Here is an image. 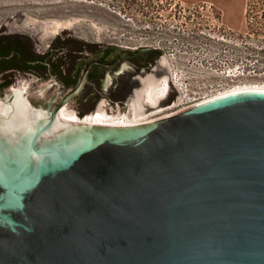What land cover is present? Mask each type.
I'll return each mask as SVG.
<instances>
[{"label":"water","instance_id":"95a60500","mask_svg":"<svg viewBox=\"0 0 264 264\" xmlns=\"http://www.w3.org/2000/svg\"><path fill=\"white\" fill-rule=\"evenodd\" d=\"M94 63L18 144L0 135V264H264V90L44 140Z\"/></svg>","mask_w":264,"mask_h":264},{"label":"rangeland","instance_id":"374dc122","mask_svg":"<svg viewBox=\"0 0 264 264\" xmlns=\"http://www.w3.org/2000/svg\"><path fill=\"white\" fill-rule=\"evenodd\" d=\"M252 1L259 12L253 22L246 11L249 0H0V32L28 38L38 53L50 45L58 47L63 38L77 48L161 50L167 67L135 72L126 63L122 75L105 77L103 84L114 86V94L91 97L87 102L75 96L62 107L79 117L99 106L109 114L130 115L132 99L143 88L133 79L152 73L159 79L169 75L171 89L157 109L161 111L145 109L153 120L184 111L195 99L219 92L264 88V3ZM83 51V61L96 57V52ZM128 82L133 93L126 89ZM13 87L26 90L34 110H45L51 104L53 111L72 92L60 94L51 79L17 75L13 86L1 90L2 102L14 94ZM91 106V111L82 113Z\"/></svg>","mask_w":264,"mask_h":264},{"label":"bare ground","instance_id":"6f19581e","mask_svg":"<svg viewBox=\"0 0 264 264\" xmlns=\"http://www.w3.org/2000/svg\"><path fill=\"white\" fill-rule=\"evenodd\" d=\"M160 62L165 67L169 64L166 57H163ZM141 79L143 82V88L136 91V95L132 99V106H134L132 114L128 115L125 113L122 116L109 114L106 112V109H103L104 107L99 106L97 111L85 115L84 118L79 117L74 111L64 107L60 110L59 119L57 120L54 130L45 135L44 140L57 136L67 130L69 126L74 127L76 125L85 124L134 126L157 120H149V115H147L148 113L145 112V109L148 107H151L152 110L159 109L161 102L165 100L170 93L172 83L171 78L169 75H166L162 79H159L152 73ZM250 90H264V88L252 86L237 87L226 92H221L209 100L230 93ZM12 91L14 92L12 106L0 101V135L7 138L12 143L18 144L23 136L29 134L35 128L39 118L46 117V113L40 110H34L33 104L26 98V90L13 87ZM11 114V119L4 120V117Z\"/></svg>","mask_w":264,"mask_h":264},{"label":"flooded vegetation","instance_id":"af4514ba","mask_svg":"<svg viewBox=\"0 0 264 264\" xmlns=\"http://www.w3.org/2000/svg\"><path fill=\"white\" fill-rule=\"evenodd\" d=\"M16 35H9L4 32H0V52H1V46L7 45V44H14L16 45ZM66 39L63 38V42L58 45V47H62L64 45V41ZM22 47H27L29 49V54H31L32 57V42L31 41H26V43H20ZM56 46V45H55ZM150 47L146 48H141L138 50H133L135 53H139L143 49H148ZM107 48H103L101 50H96V57L92 58L90 60H85L84 65L89 63L90 61H97V63H94L93 65L90 66L89 72L85 81V84L80 91V93L77 95V99H80L81 97H98L106 94H114V86L113 87H106L103 83L105 80V77L107 74L113 73L115 75H122L126 69H123L124 64L128 63L131 66V69L134 70L135 72H145L147 70H151L152 72L156 71L157 65L160 67H165L160 60L163 58L156 57V53L153 51L155 48H150L149 50L145 52H141L138 55H131L126 57L125 54L121 53L120 50H111V52L108 53V56L106 55ZM159 50V49H158ZM28 52V51H27ZM80 54V53H79ZM30 57V58H31ZM1 60V59H0ZM77 66L75 71L71 72L66 70V68L63 67V75H60L56 72V70L53 68V65L51 64L49 66V62L46 60V65H48V69L45 73L38 74L34 73L32 71L33 68V62L30 61L29 63L27 62V67L26 71H22V69L17 70V69H10L5 71L4 73H0V78L6 79V80H14L17 75H25V76H36L38 79H51L56 82L58 85V89L60 91V94H64L66 91H73L77 88L81 77H82V59L79 57L76 59ZM22 67V66H21ZM20 67V68H21ZM123 69V71H122ZM136 76V75H135ZM142 77H135L133 80L136 82H139L141 85L143 84L142 82ZM109 80H107V83ZM14 85V84H13ZM12 85V86H13ZM111 85H114V82L111 83ZM131 82H128L126 85V89L130 90L133 93V88L130 87ZM118 87V86H116ZM0 92H1V81H0ZM135 93V91H134ZM169 96V95H168ZM168 98V97H167ZM166 98V99H167ZM165 99V100H166ZM163 100V101H165ZM162 101V102H163ZM87 102V101H84ZM161 102V104H162ZM161 104L160 107L161 108ZM52 108V106H51ZM59 108V106L57 107ZM55 108V109H57ZM149 109L152 110L151 107H148ZM147 108V110H149ZM47 109V108H46ZM54 109V110H55ZM53 110V111H54ZM149 112V111H148Z\"/></svg>","mask_w":264,"mask_h":264},{"label":"trees","instance_id":"16d2710c","mask_svg":"<svg viewBox=\"0 0 264 264\" xmlns=\"http://www.w3.org/2000/svg\"><path fill=\"white\" fill-rule=\"evenodd\" d=\"M27 40L28 38L24 36H17L16 45L3 44L1 46V52H0L1 74L10 69H17V70L22 69V71H26L27 62L29 63L30 61L33 62L32 71L34 73L42 74L45 73L48 69V65L45 64L47 60L50 63L49 66L52 64L56 72L60 75H63V71H64L63 67L66 68V70L68 71L71 72L75 71L77 66L76 59L79 57L82 59V72H83L85 66L88 64L87 63L84 65L83 58L81 57L82 53L84 52L83 49L90 52H95L97 48L95 46H85V47L81 46L80 48H77L70 45L69 40H65L64 45L62 47H55V46L52 47V45H50L51 48L49 50H47L44 53H38L34 47V44L32 43V45H30L32 46V57H31V54H29L30 50L27 49V47H22L20 45V43H26ZM153 51L156 53V57H160L162 55L161 50L155 49ZM109 52H111V50L108 49L105 56H108ZM0 81H1V90L10 88L14 84V80H6L0 78ZM89 99L90 98L85 97L83 98V101H88ZM92 109L93 107L91 106L85 109L82 113H87Z\"/></svg>","mask_w":264,"mask_h":264},{"label":"built area","instance_id":"2783aa9c","mask_svg":"<svg viewBox=\"0 0 264 264\" xmlns=\"http://www.w3.org/2000/svg\"><path fill=\"white\" fill-rule=\"evenodd\" d=\"M263 3H264V0H263ZM256 6H257V3L255 1L249 0V2H247V9H246V11H248L251 14V17H250L251 18V22L255 21V16L258 15V13H259L257 11V9H256L257 8ZM263 12H264V10H263ZM220 93L221 92H219V93H217V94H215L213 96H216V95H218ZM213 96H211V97H202V98H199V99H195L194 100L195 103L191 104L186 109L191 108L193 106H196L198 104H201L203 102L209 101V99L212 98ZM124 114H122V115H124ZM84 118H85V116H84Z\"/></svg>","mask_w":264,"mask_h":264}]
</instances>
